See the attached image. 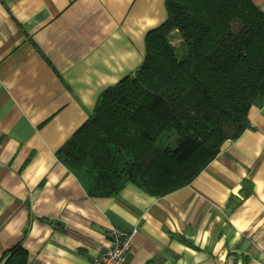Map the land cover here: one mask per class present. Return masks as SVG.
<instances>
[{
    "label": "crops",
    "instance_id": "obj_1",
    "mask_svg": "<svg viewBox=\"0 0 264 264\" xmlns=\"http://www.w3.org/2000/svg\"><path fill=\"white\" fill-rule=\"evenodd\" d=\"M166 0H0V263L92 264L109 231L127 264H264V106L187 186L92 197L58 151L135 73ZM264 12V0H252Z\"/></svg>",
    "mask_w": 264,
    "mask_h": 264
},
{
    "label": "trees",
    "instance_id": "obj_2",
    "mask_svg": "<svg viewBox=\"0 0 264 264\" xmlns=\"http://www.w3.org/2000/svg\"><path fill=\"white\" fill-rule=\"evenodd\" d=\"M165 4L141 67L100 95L57 153L92 197L129 183L154 196L189 185L250 127L251 108L264 106V12L252 0ZM26 257L16 248L5 264Z\"/></svg>",
    "mask_w": 264,
    "mask_h": 264
},
{
    "label": "built area",
    "instance_id": "obj_3",
    "mask_svg": "<svg viewBox=\"0 0 264 264\" xmlns=\"http://www.w3.org/2000/svg\"><path fill=\"white\" fill-rule=\"evenodd\" d=\"M108 234L107 248L94 259L92 264H127L133 233L112 227Z\"/></svg>",
    "mask_w": 264,
    "mask_h": 264
},
{
    "label": "rangeland",
    "instance_id": "obj_4",
    "mask_svg": "<svg viewBox=\"0 0 264 264\" xmlns=\"http://www.w3.org/2000/svg\"><path fill=\"white\" fill-rule=\"evenodd\" d=\"M171 42L177 49L180 50V48H181V39H180L179 34L177 32H175L171 36Z\"/></svg>",
    "mask_w": 264,
    "mask_h": 264
}]
</instances>
